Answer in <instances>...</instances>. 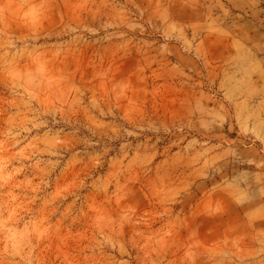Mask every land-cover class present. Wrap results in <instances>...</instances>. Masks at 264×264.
Masks as SVG:
<instances>
[{
	"label": "rangeland",
	"instance_id": "374dc122",
	"mask_svg": "<svg viewBox=\"0 0 264 264\" xmlns=\"http://www.w3.org/2000/svg\"><path fill=\"white\" fill-rule=\"evenodd\" d=\"M0 264H264V0H0Z\"/></svg>",
	"mask_w": 264,
	"mask_h": 264
}]
</instances>
